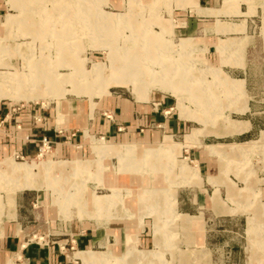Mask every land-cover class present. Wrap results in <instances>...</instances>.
I'll use <instances>...</instances> for the list:
<instances>
[{
	"label": "rangeland",
	"instance_id": "rangeland-1",
	"mask_svg": "<svg viewBox=\"0 0 264 264\" xmlns=\"http://www.w3.org/2000/svg\"><path fill=\"white\" fill-rule=\"evenodd\" d=\"M210 4L223 7L198 0H0L1 107L18 113L90 101L93 109L111 92L162 96L171 112L191 120L185 132L194 127L185 135L165 132L156 143L91 135L93 152L81 159L64 158L54 144L39 155L40 142L29 156H0V225L16 220L24 192L31 238L105 227L106 243L93 248L119 255L124 235L137 248V234L125 229L138 219V247L153 249L140 250V258L155 264H264V0H203ZM39 11L52 14L44 19ZM182 16L198 29L183 31ZM215 18L224 33L214 31ZM173 60L182 73L169 71ZM162 65L170 75L161 76ZM37 70L46 82L32 83ZM160 79L177 93L156 84ZM203 153L208 163H201ZM46 164L67 167L48 171ZM90 251L75 256L85 264L110 258ZM136 255L127 254L124 264H143Z\"/></svg>",
	"mask_w": 264,
	"mask_h": 264
},
{
	"label": "crops",
	"instance_id": "crops-1",
	"mask_svg": "<svg viewBox=\"0 0 264 264\" xmlns=\"http://www.w3.org/2000/svg\"><path fill=\"white\" fill-rule=\"evenodd\" d=\"M198 2L202 7H223L215 4L203 6V0H198ZM209 14L215 16L220 15L214 13ZM181 18L187 19V29H183V31L186 30L188 33L198 29V23L192 21L190 17L182 16ZM217 19L219 18H215L214 22L210 21V24L214 23L213 28L215 32L224 33L216 30L215 23L218 21ZM224 23L228 22L224 21ZM221 39L224 38L219 37L218 42L215 44L216 49L221 44ZM219 54L220 65L222 54L220 52ZM239 78L244 79V77ZM245 93L247 95L246 91ZM95 102L93 109L90 108V101L88 103L61 101L54 109H41L40 107L31 106L18 113L0 106L1 158L12 155L13 153H21L24 156H29L37 150L41 137H46L51 145H56L57 152L64 156V158L81 159L80 156L85 150L88 149L93 152L90 146L91 135H98L97 137L103 136L104 139L114 143L116 141H122L124 138L156 143L164 138L166 135L165 132H185L189 127V121H191L175 112H171L170 108L167 107L170 101L162 96L158 98L150 97L149 100H137L121 92H111V94L104 95L101 100ZM59 112H61L60 117ZM261 130L263 128L260 129V132ZM188 132H185L184 135ZM127 139L124 142L130 141ZM207 154L203 153L201 155V163L205 164L207 162ZM127 173L131 175V172ZM125 174L124 177H127ZM24 194V192L19 193L17 197V201L19 202V216L17 213L16 220L4 221L0 225V233L3 230V233L0 234V264H6L10 259L15 257L16 259H23L25 264H76L78 260H81V264H85L82 258L75 256L76 252L85 250L87 252L88 250L109 252L110 258L108 261H97L93 264H124V258H126L127 254L137 253L136 256L140 258V250H153L152 248L138 247L139 243L142 244L143 242L141 237L142 229L138 225V219L136 225H128L125 229V232L129 231L130 233L137 234V248H133L132 243L124 235L126 249L119 255L113 254L111 250L93 248L95 244L103 245L106 243L104 234L111 229L105 227L101 233V229H93L87 226L83 231L70 232L69 236L58 239L53 237L46 238L45 236H42L41 239L28 237V232L25 233L24 231H28L29 227L26 228L23 225L22 216L24 214L22 210H25L24 203L26 201ZM35 208L36 215L38 216L41 208L39 205H36ZM71 224L74 225L71 222L68 223V226L70 227ZM53 226L57 225L55 224ZM57 227L60 228L61 225ZM74 228L70 227V229ZM153 235L154 243L156 244L155 234ZM116 238H118L117 235ZM17 255L19 256L18 258ZM140 262L143 264H155L157 259L140 258Z\"/></svg>",
	"mask_w": 264,
	"mask_h": 264
},
{
	"label": "bare ground",
	"instance_id": "bare-ground-1",
	"mask_svg": "<svg viewBox=\"0 0 264 264\" xmlns=\"http://www.w3.org/2000/svg\"><path fill=\"white\" fill-rule=\"evenodd\" d=\"M68 11V8L67 7H64L63 9L61 8V9H57L56 10V12H54V14L55 13H59V12H63V13H66ZM39 13H41V14H39L41 17H44V19H48V17L52 14V13H45V12H40L39 11ZM43 13V14H42ZM43 19V20H44ZM44 30V29H43ZM43 58V57H42ZM70 59V58H69ZM38 61H40V59L38 60ZM39 63V62H38ZM33 64V63H32ZM173 64V65H172ZM176 64V62H175V60H173L172 62H171V66L169 65H165V66H161L160 67V69H162L161 70V72H162V74H161V76H163V77H166V75H170L169 73L170 72H173L174 70H175V72H176V70L177 69H179L178 70V72L179 73H182L181 72V70H180V68L178 67L177 68V64ZM36 65V64H35ZM166 66H168L170 69H169V71L170 72H168L167 71V68H166ZM37 67V66H36ZM39 67H40V65H39ZM38 67V68H39ZM145 67H141V68H139L138 69V71H136L135 70V72H138V74H136V75H138V77L136 78L137 80H138V78H139V71H141V73H142V71H143V69H144ZM146 69V68H145ZM144 69V70H145ZM111 71V70H110ZM109 71V72H110ZM50 73V72H49ZM105 72L103 71V70H100V72H98V73H96L95 74V77H102L101 75L102 74H104ZM146 73V72H145ZM51 74V73H50ZM49 74V75H50ZM150 74L152 75V76H154L155 75V71H154V69H151L150 70ZM53 75V74H52ZM94 76V75H93ZM49 77V76H48ZM43 78H44V72H42V71H40V70H37L36 72H34L33 74H32V76L30 77V80H33V84H37V83H39L40 81H45V78H44V80H43ZM30 80H29V82H30ZM61 80V79H60ZM46 82V81H45ZM58 83V82H57ZM105 83V82H104ZM52 84H56L55 82H53ZM156 84H159V85H164V87L165 88H169V89H172L174 92H176L177 93V89L174 87V83L172 82V81H170V80H164V79H160V81L159 80H157L156 81ZM92 85V84H91ZM80 88V87H79ZM78 90V89H77ZM3 95V90H0V97ZM91 97V96H90ZM60 113V115H61V112H59ZM137 146V145H136ZM128 148H129V146H128ZM40 152H39V155L41 154V153H43V152H45V147H41L40 148ZM145 152V151H144ZM150 150L148 149V151L145 153V154H150ZM153 153V152H152ZM157 160V159H156ZM62 164V163H61ZM45 169L46 170H48V171H50V170H53V169H55V170H64L67 166L66 165H54L53 166V164H46L45 166ZM72 167V166H71ZM15 168L17 169V170H19V171H26V169H27V167L25 166V165H23V164H19V165H17V166H15ZM74 184V183H73ZM77 184V183H76ZM60 187H61V185H60ZM15 197V195H13L11 198H10V201H11V203L13 202L14 203V198ZM92 251V250H91ZM89 252L88 253V255H92L93 254V252ZM78 255H83V258L85 257V256H87V254L86 253H79ZM7 264H18L14 259L13 260H10Z\"/></svg>",
	"mask_w": 264,
	"mask_h": 264
},
{
	"label": "built area",
	"instance_id": "built-area-1",
	"mask_svg": "<svg viewBox=\"0 0 264 264\" xmlns=\"http://www.w3.org/2000/svg\"><path fill=\"white\" fill-rule=\"evenodd\" d=\"M40 143H41V146H39V150L41 147H45V149H46V148L50 147V145H51L50 141L46 137H42L40 139Z\"/></svg>",
	"mask_w": 264,
	"mask_h": 264
}]
</instances>
